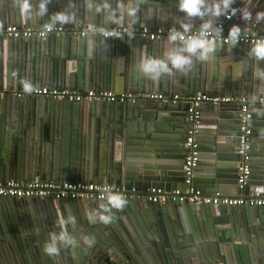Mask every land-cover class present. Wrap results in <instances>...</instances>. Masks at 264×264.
Returning a JSON list of instances; mask_svg holds the SVG:
<instances>
[{
  "label": "water",
  "instance_id": "water-1",
  "mask_svg": "<svg viewBox=\"0 0 264 264\" xmlns=\"http://www.w3.org/2000/svg\"><path fill=\"white\" fill-rule=\"evenodd\" d=\"M246 1L235 0L232 6ZM33 3L36 7L38 0ZM118 5L120 0H113V6ZM177 5L178 0H145L133 27L180 29V21H188ZM57 11L74 12L77 22L71 24L77 29L85 24L128 27L122 6L118 25H105L102 15L88 12L84 0H51L48 13ZM48 20L27 19L13 0H0V178L107 182L135 196L127 199L123 210H113L107 225L91 222L101 200L0 196V264H264V206L171 199L157 205L144 197L149 187L185 189L184 140L189 130L198 149L194 187L205 194L264 195V104L250 105L253 142L240 189L239 104L202 102L191 121L186 102L138 97L149 92L206 91L264 97V80L253 75L257 68L264 69V61L250 55L254 44L219 43L207 61L194 60L187 74L152 80L137 66L146 58L164 57L167 38H103L88 33L11 39L1 33L8 24L35 27ZM201 22L192 21V29H199ZM228 22L223 32L236 24L241 32L264 35V20L256 27L238 11ZM22 80L80 92L109 89L131 98L74 101L12 94L23 89ZM62 228L79 243L61 247L50 257L43 246ZM85 236L94 237L95 243L86 245Z\"/></svg>",
  "mask_w": 264,
  "mask_h": 264
},
{
  "label": "built area",
  "instance_id": "built-area-1",
  "mask_svg": "<svg viewBox=\"0 0 264 264\" xmlns=\"http://www.w3.org/2000/svg\"><path fill=\"white\" fill-rule=\"evenodd\" d=\"M241 6L236 7L238 11ZM237 11V12H238ZM229 18L223 15V19L217 21L218 25H223ZM172 27L165 28H148L146 26L132 27L131 31L134 33L133 36H146L151 40H160L167 38ZM199 29H192L191 33L186 35H196ZM129 28L125 26L102 28L94 27L91 24H85L80 29L76 27H65L58 25L51 31H47L42 26H17L15 24H8L1 31L3 35L8 38H28L31 36L41 38L45 35H63V34H78L80 36L85 34H97L103 38H119V37H130L128 35ZM105 33H115V36H106ZM229 32H222L225 39H221L220 44L230 43L226 37ZM258 40H264L263 35H257L252 32H241L240 41L241 44H255ZM35 91L31 94L26 93L23 89L10 91L16 96L23 95H43L51 98H66L68 100L80 101L84 100H95V101H123L127 98H131L129 93L116 94L109 89L93 90L87 89L85 91H72L67 88H60L54 86L34 85ZM139 98L154 99L165 102H176L183 101L188 103L187 112L189 113V119L192 121L197 117V110L195 108L202 102L219 103V102H234L239 104L238 111L239 122L237 126V153L240 156L239 165L237 167L236 182L238 187L241 189L242 185L248 174V160L249 150L251 147V104H264L263 96H255L254 98H247L245 96H229L217 94H210L207 92L193 93L182 95L173 93L171 95H165L161 92H149L138 95ZM185 145L187 147V153L183 159V171L184 179L183 183L186 185L184 190L173 188L169 191L164 190L160 187H149L144 193V197L147 201L162 205L165 204L168 199L182 202L184 200L188 202H201L210 203L213 205L223 204L226 206H264V195L257 191H250L245 195H223L218 192L213 194H205L198 188L194 187L192 183L193 169L198 160V149L197 144L193 139V131L189 130L185 137ZM114 191L123 194L128 199L134 197L133 191H128L122 186H115L107 182H84L80 180L75 181H63L61 184H55L50 180H29L19 181L11 178L1 179L0 178V196L3 197H15V198H29V197H47L51 196L54 199L66 198L69 200H82V199H93L101 200V197L105 195L104 190ZM108 264H116L110 262Z\"/></svg>",
  "mask_w": 264,
  "mask_h": 264
},
{
  "label": "clouds",
  "instance_id": "clouds-1",
  "mask_svg": "<svg viewBox=\"0 0 264 264\" xmlns=\"http://www.w3.org/2000/svg\"><path fill=\"white\" fill-rule=\"evenodd\" d=\"M51 0H38L34 7L33 0H13V4L27 18L48 16L49 20L44 25L47 31H51L58 25L76 23L77 17L74 12L57 11L48 13V5ZM235 0H178V10L185 14V20L180 21V29H170L168 35L169 50L162 58H146L138 66L137 71L144 77L152 80H159L163 76H173L176 72L187 74L194 66V60L207 61L213 56L219 46L223 36V25H218L216 21L221 15L231 19L237 14L238 8L233 7ZM89 13L100 14L103 16L105 25L120 24L122 17L119 12L120 6L123 7L124 17L127 18L129 32L131 37L134 33L131 28L138 20L140 6L145 0H120V5L114 7L113 0H84ZM242 18L250 20L251 12L247 8H240ZM196 18L202 22L196 35H186L191 33L193 23ZM256 20H264V13H257ZM241 27L232 25L226 39L236 45L240 41ZM106 36H115V33H105ZM250 55L256 61H264V40H258L250 49ZM254 78L264 80V69L257 68ZM23 90L31 94L35 91V86L27 81H21ZM105 195L101 197V203L98 209L93 211L91 222L103 223L107 225L113 220V210L121 211L127 205L128 201L123 194L104 190ZM65 221L64 224H67ZM83 241L89 247L95 243L94 237L85 236ZM79 241L66 230L53 234L48 242H45L43 251L48 256L59 254V249L65 246L75 247Z\"/></svg>",
  "mask_w": 264,
  "mask_h": 264
},
{
  "label": "crops",
  "instance_id": "crops-1",
  "mask_svg": "<svg viewBox=\"0 0 264 264\" xmlns=\"http://www.w3.org/2000/svg\"><path fill=\"white\" fill-rule=\"evenodd\" d=\"M240 8H247L250 12H251V19H252V23L257 27L259 26V22L256 20V15L257 13H264V0H247L244 4L241 5ZM222 20V15L221 17L217 20L220 21ZM229 21V20H228ZM228 21H225L224 26L229 23ZM37 26H41V25H37ZM65 27H76L73 24H66V25H62ZM229 30V29H228ZM264 36V35H263ZM221 46H223L222 44H220ZM224 47V46H223ZM45 86V85H44ZM88 89H92V88H88ZM82 92V91H81ZM207 93L210 94H215L212 91H206ZM253 142V138H251V143ZM36 203V202H35Z\"/></svg>",
  "mask_w": 264,
  "mask_h": 264
}]
</instances>
